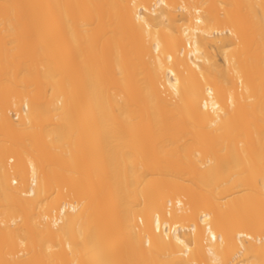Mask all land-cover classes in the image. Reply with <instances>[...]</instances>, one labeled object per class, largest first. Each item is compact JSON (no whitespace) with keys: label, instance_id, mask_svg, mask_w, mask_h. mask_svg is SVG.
<instances>
[{"label":"bare ground","instance_id":"bare-ground-1","mask_svg":"<svg viewBox=\"0 0 264 264\" xmlns=\"http://www.w3.org/2000/svg\"><path fill=\"white\" fill-rule=\"evenodd\" d=\"M218 153L264 189V0H0V264H264Z\"/></svg>","mask_w":264,"mask_h":264},{"label":"rangeland","instance_id":"rangeland-1","mask_svg":"<svg viewBox=\"0 0 264 264\" xmlns=\"http://www.w3.org/2000/svg\"><path fill=\"white\" fill-rule=\"evenodd\" d=\"M235 45H230L228 48H234ZM8 162L11 163L9 160ZM217 165V168L214 171L215 178L231 188V190L226 194L227 199H238L242 196H252L258 192L261 195H264V189H256L253 186V182L243 181V177L246 173L240 168L239 157L236 154H214L213 155V164ZM85 164V163H84ZM12 165L8 164V168ZM12 168V167H11Z\"/></svg>","mask_w":264,"mask_h":264}]
</instances>
